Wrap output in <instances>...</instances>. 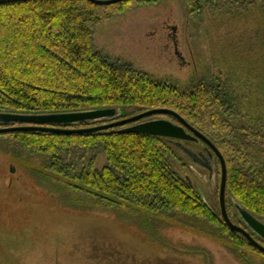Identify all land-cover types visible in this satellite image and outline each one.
<instances>
[{"label": "trees", "instance_id": "1", "mask_svg": "<svg viewBox=\"0 0 264 264\" xmlns=\"http://www.w3.org/2000/svg\"><path fill=\"white\" fill-rule=\"evenodd\" d=\"M129 1L113 5L87 0L1 4L0 112L49 114L118 108L133 115L171 109L224 157L225 203L232 198L264 219V160L259 158V152L264 154V0H183L191 16L204 10L227 15L235 11L243 19L247 11L256 26L249 37L252 43H247L248 52L256 58L247 62L240 48L235 49L234 65L222 56L216 66L212 57L207 65L215 73L185 89L155 80L129 64L114 63L95 50L94 25L110 19L116 7ZM0 137L40 156L45 170L65 180L82 205L126 206L153 217L174 214L197 223L211 222L257 251L227 227L220 211L215 213L187 178L173 170L171 161H180L177 151L181 150L174 141L117 129L89 134L27 131ZM73 152L81 157L101 152L105 164L97 171L94 155L76 172L64 162ZM226 206L228 213L231 203Z\"/></svg>", "mask_w": 264, "mask_h": 264}, {"label": "rangeland", "instance_id": "2", "mask_svg": "<svg viewBox=\"0 0 264 264\" xmlns=\"http://www.w3.org/2000/svg\"><path fill=\"white\" fill-rule=\"evenodd\" d=\"M245 12L243 19L235 11L228 16L204 10L191 16L183 0H131L94 25L93 45L114 63L185 89L215 73L207 65L212 57L216 66L222 56L234 65L235 49L240 48L247 62L256 58L248 52L256 26ZM94 155L100 171L105 164L101 152L85 157L73 152L64 162L78 172ZM177 155L180 161H171L173 170L218 214L216 158L206 152L209 170L180 149ZM259 158L264 160V154L259 152ZM45 164L40 156L0 137V264H264L263 254L211 222L174 214L153 217L126 206L82 205L67 182L46 171ZM227 200L230 219L241 224L236 202Z\"/></svg>", "mask_w": 264, "mask_h": 264}, {"label": "water", "instance_id": "3", "mask_svg": "<svg viewBox=\"0 0 264 264\" xmlns=\"http://www.w3.org/2000/svg\"><path fill=\"white\" fill-rule=\"evenodd\" d=\"M27 0H0V5ZM95 5H113L126 0H87ZM156 116H170L176 122L155 118ZM101 122L98 125H91ZM0 135L13 132H48L57 134H89L117 129L119 133L146 134L154 137L169 139L194 162L209 169L207 158L184 147L182 141H200L207 150L209 157L217 159L220 167V181L218 189V204L220 216L232 231L243 236L249 244L264 255V223L256 216L236 204L239 217L244 226L233 222L227 213L225 203L226 163L221 152L203 134L194 129L177 112L167 108L145 110L133 115H124L118 108H101L63 113L23 114L0 112ZM72 125L79 127H71ZM13 172V169H11ZM190 182V181H189Z\"/></svg>", "mask_w": 264, "mask_h": 264}, {"label": "flooded vegetation", "instance_id": "4", "mask_svg": "<svg viewBox=\"0 0 264 264\" xmlns=\"http://www.w3.org/2000/svg\"><path fill=\"white\" fill-rule=\"evenodd\" d=\"M187 143L189 145V149L192 152H194L195 154L200 155V156H205L207 150H206V147L203 144H201L200 141H188V142L182 141V145L184 147H187L186 146ZM241 224H242V226H244L243 222Z\"/></svg>", "mask_w": 264, "mask_h": 264}]
</instances>
